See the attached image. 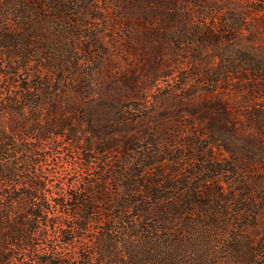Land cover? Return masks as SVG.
Returning a JSON list of instances; mask_svg holds the SVG:
<instances>
[{"label":"trees","instance_id":"trees-1","mask_svg":"<svg viewBox=\"0 0 264 264\" xmlns=\"http://www.w3.org/2000/svg\"><path fill=\"white\" fill-rule=\"evenodd\" d=\"M124 52L156 61L145 82L94 90V74ZM182 62L192 72L164 93L156 85ZM234 79L260 84L231 90L253 103L247 140L239 138V109L224 94ZM195 82L197 107L180 101L196 116L192 137L168 162H191L186 149L198 147L202 166L167 176L164 153L149 150L162 138L147 135L145 123ZM1 87L0 264H186L191 254L176 228H192L188 217L200 218L202 228L232 229L225 233L232 264H263V181L256 182L258 200L233 197L248 192L245 185L229 193L198 192V185L237 176L238 163L264 169V144L253 141L256 132L264 137V0H0ZM149 103L157 105L151 113L129 112ZM138 129L146 134L137 136ZM58 137L77 150L81 174L50 192L35 156L41 142ZM213 148L231 161L217 163ZM169 190L180 198L172 202ZM212 207L224 209V223Z\"/></svg>","mask_w":264,"mask_h":264},{"label":"rangeland","instance_id":"rangeland-1","mask_svg":"<svg viewBox=\"0 0 264 264\" xmlns=\"http://www.w3.org/2000/svg\"><path fill=\"white\" fill-rule=\"evenodd\" d=\"M151 63L153 65L154 63H156V61L152 57H150V55L149 58L145 57L143 59L139 55V53H137L135 57L133 55H129L126 52L120 53L114 59L111 68H108L102 74H94V79L91 86L94 90H104L108 89L111 86H116L124 90H127L129 87H140L143 84V81L145 82V80L147 79L144 76L145 74H148L145 72H148L151 69ZM182 64L183 65L181 66V68L177 69V71L174 72L172 76L163 78L158 83V85H156L159 86L160 90H162L164 93L170 92V90L173 91L174 89L178 88V82H180L182 78L184 79L186 75L189 76V74L192 72L190 68L185 66V62H182ZM142 65L145 66L144 69L142 68ZM256 84L260 86V84L253 83L250 80L238 82L237 79H234L224 86L227 87V89L224 90V94H228V99L231 100L232 104L234 103V107L239 109V111H236L238 112V116H236L238 117L237 121H239L236 124H240L238 126L241 132L239 138H241L242 140H247L251 136V132H249V130L252 126L250 127L248 118L250 116V110L253 103L250 98L243 99V96L240 94H231V90H233L235 86H246L248 88ZM13 92H18L17 85L13 87ZM6 96V89L1 87L0 98H5ZM175 96L176 97L173 99V102L170 100L169 102L162 105L161 111L159 110L161 115L158 114L156 117H153L151 120H148L145 123L148 132L147 135L151 134V136L156 137V139L158 138V136L162 138V146L156 148L150 147L149 150L152 153L159 152L160 150L164 153V163L167 170L165 174L167 176H169V171L179 170L178 175L181 176L185 172L191 171L192 168L199 169L202 166L198 160V147H196L193 152H191L190 149H186L187 154L193 157V161L189 162L186 158H184L182 161H179L178 166H174L170 164L171 162H168V160H172V157H170L171 154L179 155V151L181 152V154L185 152L183 151L181 146H184L186 148L188 145V138L192 137L194 129L190 125V121L196 119V116L190 115L185 110L186 106L181 105L180 101L185 102L184 104L190 105V107L188 106V108H190L191 110L192 107H197L196 82L194 84L191 83L189 86H186L184 91L176 94ZM187 98H190V100H188ZM156 107L157 105L154 106L153 104L149 103L147 105L148 109L146 111H141V109H139L138 111H129V109H127V111H129L133 116H143L147 113H151L152 109H155ZM178 109L181 110V113L177 116H171V112H174ZM194 112H197V110L195 109ZM196 123L197 121L195 122V125L197 126ZM134 126L136 127V125ZM133 133H135L137 136H144V134H146L145 131H142L140 129L136 131L134 130ZM256 135L259 139L253 141L264 144V137L261 136V133L256 132ZM121 137L122 136L120 135V139ZM165 138H172V142H165ZM122 141L123 137L121 139V142ZM201 141L202 146L204 140ZM45 144L46 143L41 142L40 147H44L43 149L38 151V155L35 156V158H37V160L39 161V165H41L38 168L42 169L44 178H47L48 190L50 192H57L58 187L65 189L69 184L74 183L76 179H79V175L81 174V170L79 169V162L81 161L79 160V157L77 155V150H75L73 146H71L72 144L64 138L58 137L56 139H53V142H50L48 146ZM121 144L122 143H120V145ZM262 151L263 149H261L260 152ZM210 152L212 153L213 158L217 160V163H220L223 160L231 161L230 159H228V154L222 149L218 150L216 148H213L212 150H209V153ZM94 157L98 159V156L94 155ZM114 158H116V155H114ZM238 164L239 168L237 176L231 173L223 174L220 177L222 183H220L219 185H198V187H201L198 189V192H204L206 190V187H208L207 191L211 190L210 192L212 193H214V191H216L218 188H222L223 190H226L225 192L229 193L230 189L235 188L239 184L240 188L245 185L248 192L235 191L233 196L234 198L240 199L244 196L246 200L254 198L256 200H258V198L260 199L261 194H257L255 192V188L257 186L256 182H258L259 180H262V183L264 184V169L261 168V165L257 166L256 164H250L247 166L242 165L241 163ZM206 175L209 176L210 174L207 173L203 176ZM83 178H87V175L85 173L83 174ZM226 182L228 183V185H226ZM110 184L112 185L113 183ZM168 185H170V183ZM165 194L167 195V197L172 198V202L180 198V195L177 194L175 190L166 191ZM197 200L203 201V196L198 195ZM227 207L230 208L229 205ZM212 209L215 211L214 218L216 219V221L218 223H224L225 219L222 215L224 209L220 208L215 210L212 207L210 210ZM196 213L197 216H199V213H201V209L197 207ZM188 220H190V222L192 223V228L186 229L185 225L183 224H178L176 228L178 233V240L186 249L185 251L191 254L187 258V261H185L186 264H232L231 258L226 252L227 239L225 238V233L231 232L232 229L228 228L227 231L223 232L222 230H220L219 232V230L215 229V227L202 228L199 225V222L201 220L200 218L188 217ZM180 221L178 220V223ZM182 221L184 222V220ZM93 235H95V233H89L88 238L93 239ZM259 238L260 236L255 237L254 241L257 242ZM262 262L264 264V259Z\"/></svg>","mask_w":264,"mask_h":264}]
</instances>
